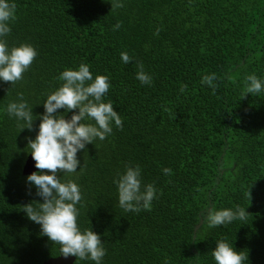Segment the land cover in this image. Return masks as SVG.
<instances>
[{
    "label": "trees",
    "instance_id": "trees-1",
    "mask_svg": "<svg viewBox=\"0 0 264 264\" xmlns=\"http://www.w3.org/2000/svg\"><path fill=\"white\" fill-rule=\"evenodd\" d=\"M15 2L5 40L30 43L38 55L22 80H0V108L22 93L34 116L33 129L20 130L0 111V264H41L62 255L23 211L43 201L22 169L43 101L62 83L59 73L81 62L110 77L105 99L123 127L113 125L112 134L79 150L77 173L57 175L81 186L78 224L100 235L103 264H216L219 239L246 253L245 264H264V92L246 93L248 74L264 79V0ZM138 63L151 84L136 79ZM210 73L215 90L201 82ZM74 111L57 110L65 118ZM136 164L157 198L149 210L125 211L113 178ZM237 205L245 207L244 220L216 227L202 221V210Z\"/></svg>",
    "mask_w": 264,
    "mask_h": 264
},
{
    "label": "clouds",
    "instance_id": "clouds-1",
    "mask_svg": "<svg viewBox=\"0 0 264 264\" xmlns=\"http://www.w3.org/2000/svg\"><path fill=\"white\" fill-rule=\"evenodd\" d=\"M116 7L122 6L117 0ZM15 0H0V80L15 83L23 79V73L38 55L30 43L9 46L5 37L11 32V21L15 19ZM119 23L114 27L119 28ZM159 28L157 29V34ZM121 60L129 63L132 57L126 51L120 53ZM136 79L142 84H151L152 76L144 71L142 63ZM62 83L49 92L43 101L44 112L39 114L40 122L36 126L35 137L27 138V148L35 162L36 169H48L49 172L33 171L26 176L29 185L35 187V194L43 202L28 203L23 211L27 217L40 226L42 234L60 245V253L80 260H90L94 264H103L107 249L100 235L91 228L78 224L82 201L81 186L74 179L62 180L57 175L62 171L65 176L77 173L80 164L77 152L96 139L103 140L113 132V125L123 127L120 114L113 108V101L105 97L111 87L110 77L105 74H93L90 65L81 62L77 67H65L57 77ZM215 73L205 74L201 82L213 90ZM183 85L180 91H184ZM264 92V79L256 74L246 76V93ZM18 101H10L0 111L14 117L20 130L33 129V112L28 101L20 93ZM58 109H78L70 118H65ZM79 167V171H82ZM171 174V168H163ZM116 185L118 204L125 211L139 212L149 210L152 201L157 198L158 189L152 183H143L140 165H126L122 172L113 178ZM250 195V194H249ZM245 207L205 209L201 218L209 227L227 225L233 220L246 218ZM216 264H245L246 253L237 251L226 239L216 241L212 249Z\"/></svg>",
    "mask_w": 264,
    "mask_h": 264
},
{
    "label": "water",
    "instance_id": "water-1",
    "mask_svg": "<svg viewBox=\"0 0 264 264\" xmlns=\"http://www.w3.org/2000/svg\"><path fill=\"white\" fill-rule=\"evenodd\" d=\"M34 165H35V162L33 158L31 157V155L28 156L23 166L22 174L28 175L32 173L33 171H37L38 169H36ZM74 261H75L74 256L69 255L68 257H65L63 255H60L55 258H50L41 264H74Z\"/></svg>",
    "mask_w": 264,
    "mask_h": 264
}]
</instances>
